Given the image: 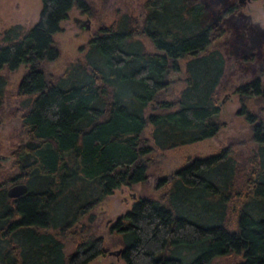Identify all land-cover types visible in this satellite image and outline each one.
<instances>
[{
	"label": "trees",
	"instance_id": "16d2710c",
	"mask_svg": "<svg viewBox=\"0 0 264 264\" xmlns=\"http://www.w3.org/2000/svg\"><path fill=\"white\" fill-rule=\"evenodd\" d=\"M224 1L143 0L139 23L121 14L97 25L79 46L83 59L55 74L42 69L58 55L53 34L72 6L91 14L85 0H40L30 26L3 29L0 69L25 66L14 91L25 137L10 149L15 171L0 179V264H86L106 249L81 220L100 198L144 180L153 147L216 133L225 64L215 42L234 8H219ZM243 40L232 34L227 53L245 58ZM180 60L183 85L167 97ZM7 82L0 71V104ZM233 91L255 147L239 163L233 151L243 140L228 136L157 177L164 185L157 197L139 193L108 223L123 264H215V257L264 264V77L257 72ZM17 181L25 190L8 195L4 184Z\"/></svg>",
	"mask_w": 264,
	"mask_h": 264
},
{
	"label": "rangeland",
	"instance_id": "374dc122",
	"mask_svg": "<svg viewBox=\"0 0 264 264\" xmlns=\"http://www.w3.org/2000/svg\"><path fill=\"white\" fill-rule=\"evenodd\" d=\"M91 8V14L80 11L72 6L65 18L59 23V30L53 34V43L58 49L57 57L52 61L42 63V69L46 73L55 74L64 69L68 62L81 61L86 40L99 24L117 20L121 14L130 16L135 22H140L144 13L143 0H85ZM233 3V10L223 17L225 32L217 39L221 53L224 56V71L219 82V111L217 118L224 123L220 125L215 134L200 139L185 141L174 146L158 148L153 147L147 153V176L142 181L133 184H120L105 194L92 207L90 216L81 218L83 223L89 224L92 235L100 234L106 247L103 253L90 258L86 264H123L118 253L109 251L119 245L108 232V223L119 213L130 207L132 201L139 193L150 196H158L164 185H156L157 177H160L177 166L187 162L194 155H205L214 152L221 144L226 142L228 136H238L243 141L239 142L233 151L237 162L246 161L247 155L255 147L249 138V126L242 115L236 113L239 105L238 95L233 91V86L259 72L264 77V0H225L219 8ZM40 0H0V36L4 28L19 24L24 30L30 26L38 16ZM89 18V28L80 29L73 21V17ZM235 32L242 33L244 40L239 48V54L245 58L240 59L227 53L226 43ZM145 48L154 50L149 41L140 37ZM181 71L171 72V80L164 88L163 93L167 97L175 96L183 85L180 76L184 60L179 61ZM262 71H259V70ZM7 73L8 82L5 85L3 98L0 104V179L15 171L12 166L10 149L25 134L20 128V118L16 105L17 97L14 94L17 80L25 71L24 65H19L12 71L0 69ZM226 97L221 100L222 95ZM260 104L258 98L250 101L252 108ZM150 125L144 128V134L149 136ZM247 165L245 164L244 167ZM10 183H5L7 187ZM65 250L72 247L70 237H65ZM236 258L227 259L215 257V264H233Z\"/></svg>",
	"mask_w": 264,
	"mask_h": 264
},
{
	"label": "water",
	"instance_id": "95a60500",
	"mask_svg": "<svg viewBox=\"0 0 264 264\" xmlns=\"http://www.w3.org/2000/svg\"><path fill=\"white\" fill-rule=\"evenodd\" d=\"M238 1H242V0H238ZM73 21L74 23L80 28V29H85L87 30L89 28V18L88 17H85V18H80L78 16H74L73 17ZM226 93H224L221 97V100L222 101L225 97H226ZM26 188V185L24 182L22 181H17V182H12L10 183L9 185H7V187L5 188V191L8 195H16L18 193H21L25 190ZM120 250V246L119 247H116L112 250H109V251H112V252H115V253H118V251Z\"/></svg>",
	"mask_w": 264,
	"mask_h": 264
}]
</instances>
